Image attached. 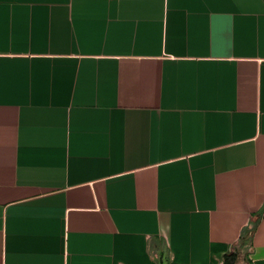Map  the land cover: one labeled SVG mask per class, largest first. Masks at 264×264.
I'll use <instances>...</instances> for the list:
<instances>
[{
  "label": "crops",
  "instance_id": "0c3cea01",
  "mask_svg": "<svg viewBox=\"0 0 264 264\" xmlns=\"http://www.w3.org/2000/svg\"><path fill=\"white\" fill-rule=\"evenodd\" d=\"M230 253L264 264V0H0V264Z\"/></svg>",
  "mask_w": 264,
  "mask_h": 264
},
{
  "label": "trees",
  "instance_id": "16d2710c",
  "mask_svg": "<svg viewBox=\"0 0 264 264\" xmlns=\"http://www.w3.org/2000/svg\"><path fill=\"white\" fill-rule=\"evenodd\" d=\"M253 232L254 229H249V228L244 229L242 234V241L244 244H247L248 241L252 238ZM236 259H237V254L230 253L225 258V264H235Z\"/></svg>",
  "mask_w": 264,
  "mask_h": 264
}]
</instances>
